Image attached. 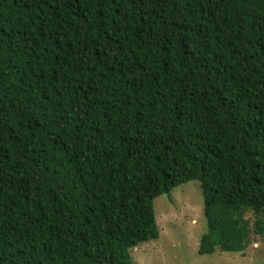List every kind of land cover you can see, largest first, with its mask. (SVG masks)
Here are the masks:
<instances>
[{
	"label": "trees",
	"instance_id": "trees-1",
	"mask_svg": "<svg viewBox=\"0 0 264 264\" xmlns=\"http://www.w3.org/2000/svg\"><path fill=\"white\" fill-rule=\"evenodd\" d=\"M190 181L199 256L264 235V0H0V264H131Z\"/></svg>",
	"mask_w": 264,
	"mask_h": 264
},
{
	"label": "rangeland",
	"instance_id": "rangeland-1",
	"mask_svg": "<svg viewBox=\"0 0 264 264\" xmlns=\"http://www.w3.org/2000/svg\"><path fill=\"white\" fill-rule=\"evenodd\" d=\"M159 238L130 250L131 264H264V235L251 234L243 255L197 254L200 237L206 231L200 184L190 181L174 188L169 195L153 201ZM251 227L255 217L246 215Z\"/></svg>",
	"mask_w": 264,
	"mask_h": 264
}]
</instances>
